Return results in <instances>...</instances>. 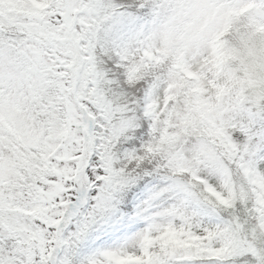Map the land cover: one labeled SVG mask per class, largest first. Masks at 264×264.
Returning a JSON list of instances; mask_svg holds the SVG:
<instances>
[{"label": "snow or ice", "instance_id": "snow-or-ice-1", "mask_svg": "<svg viewBox=\"0 0 264 264\" xmlns=\"http://www.w3.org/2000/svg\"><path fill=\"white\" fill-rule=\"evenodd\" d=\"M0 264H264V0H0Z\"/></svg>", "mask_w": 264, "mask_h": 264}]
</instances>
